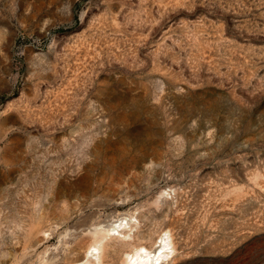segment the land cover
<instances>
[{
    "label": "rangeland",
    "instance_id": "1",
    "mask_svg": "<svg viewBox=\"0 0 264 264\" xmlns=\"http://www.w3.org/2000/svg\"><path fill=\"white\" fill-rule=\"evenodd\" d=\"M166 232L163 264H264V0H0V264Z\"/></svg>",
    "mask_w": 264,
    "mask_h": 264
},
{
    "label": "bare ground",
    "instance_id": "2",
    "mask_svg": "<svg viewBox=\"0 0 264 264\" xmlns=\"http://www.w3.org/2000/svg\"><path fill=\"white\" fill-rule=\"evenodd\" d=\"M135 218L133 215L128 217L118 218L107 230H101V239L105 237H114L116 236L119 239L126 240L133 237L132 231L134 230ZM93 249L90 257L95 255V260L97 264L99 262V256L94 253L98 251L96 246L91 247ZM174 248L172 239L168 232L160 235L154 242L151 248L139 245L134 247L130 252L126 254V264H163L165 261H168L170 258H173Z\"/></svg>",
    "mask_w": 264,
    "mask_h": 264
}]
</instances>
